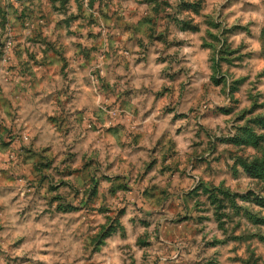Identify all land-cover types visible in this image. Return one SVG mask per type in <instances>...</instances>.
Returning a JSON list of instances; mask_svg holds the SVG:
<instances>
[{
	"label": "rangeland",
	"instance_id": "1",
	"mask_svg": "<svg viewBox=\"0 0 264 264\" xmlns=\"http://www.w3.org/2000/svg\"><path fill=\"white\" fill-rule=\"evenodd\" d=\"M0 264H264V0H0Z\"/></svg>",
	"mask_w": 264,
	"mask_h": 264
}]
</instances>
